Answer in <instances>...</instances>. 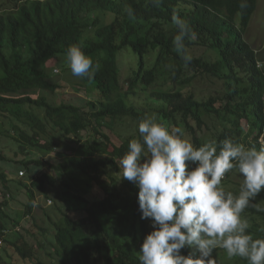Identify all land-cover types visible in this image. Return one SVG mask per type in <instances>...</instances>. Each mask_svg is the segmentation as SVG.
<instances>
[{
    "label": "trees",
    "instance_id": "obj_1",
    "mask_svg": "<svg viewBox=\"0 0 264 264\" xmlns=\"http://www.w3.org/2000/svg\"><path fill=\"white\" fill-rule=\"evenodd\" d=\"M258 6L259 0H0V118L11 123L27 155L30 148L55 151L51 139L41 143L49 127L73 149L66 161L26 158L18 168L28 174L32 165L45 169L25 186V215L33 214L38 195L55 200L45 211L49 229L41 228L40 236L27 230L29 237L43 239L42 248L47 244L52 250L50 262L35 256L24 235L17 242L8 239L4 207L11 179L3 170L0 245H11L33 264H140V246L153 229L150 220L141 219L138 188L121 178L117 161L131 140L141 139L143 118L152 114L157 122L180 128L195 147L226 138L264 147V56L250 40ZM174 15L196 33L185 42L191 56L187 62L173 45ZM74 44L82 46L96 69L92 79L79 77L97 95L84 106L59 104L43 95L60 89L49 63L58 64ZM125 49L138 55V63L123 75L119 53ZM203 82L210 88L202 96ZM138 96L151 104L138 108ZM6 162L8 156L0 151V164ZM242 184L235 170L222 181L234 194ZM67 203L79 207L73 211ZM253 203L242 215L258 238L264 236L257 231L264 226V191ZM182 252L187 255L188 249ZM225 258L222 264H247Z\"/></svg>",
    "mask_w": 264,
    "mask_h": 264
},
{
    "label": "clouds",
    "instance_id": "obj_2",
    "mask_svg": "<svg viewBox=\"0 0 264 264\" xmlns=\"http://www.w3.org/2000/svg\"><path fill=\"white\" fill-rule=\"evenodd\" d=\"M172 19L175 50L190 61L185 42L196 33L178 15ZM66 59L73 76L94 77L93 61L81 45H72ZM138 131L141 139L129 142L117 164L121 178L138 188L141 219L150 220L153 229L140 246V264H217V248L230 259L264 264V236L249 232L242 215L264 191V147H246L231 138L195 147L180 128H169L154 117L143 118ZM233 170L243 177L238 194L222 185ZM257 231L264 233V226Z\"/></svg>",
    "mask_w": 264,
    "mask_h": 264
},
{
    "label": "rangeland",
    "instance_id": "obj_3",
    "mask_svg": "<svg viewBox=\"0 0 264 264\" xmlns=\"http://www.w3.org/2000/svg\"><path fill=\"white\" fill-rule=\"evenodd\" d=\"M250 40L253 41L258 51H263L262 55L264 56V0H259L257 13L250 30ZM58 60V64L52 61L49 63V67L53 70L52 81L54 84H57V86H60V89L54 93L44 92L43 95L52 102L79 106H84L89 100L96 99L97 95L91 86H86L79 77L72 75L71 70H66V67L69 66L66 57H61ZM137 63L138 55L131 49H125L119 53V64L123 75H126L130 68H136ZM199 88H203L198 91L202 96L207 95L210 84L203 82L199 84ZM29 94L33 96V98H37L39 93L31 91ZM136 101L137 107L141 108L145 104H148L149 99L147 100L146 96H138ZM149 104H151V102H149ZM36 113H39V115L42 114L41 111L37 110ZM149 116L153 117L152 114ZM10 124L11 123L0 118V151L4 152L10 160V162L0 164V170L5 171L11 179L9 185L10 191L8 194H5L7 203L4 207L5 213L9 216V219L6 221L7 226L11 229L8 234V239L12 242H17V238L20 234L24 235L29 243L33 245L37 253L35 256L48 263L51 260L48 255L52 250L47 244L42 248L39 241L43 239L41 237L37 239L29 237L27 230H31V232L40 236L41 228L49 229L45 211L53 206L51 202L55 200L52 199V201H50V199L45 201L46 199L42 195H38L33 207V214L31 216H26L25 208L28 204V196L25 186L30 185V176H37L45 169L37 165H32L30 173L28 174L25 172L24 176H22L18 168L21 165L20 162L26 158L39 159L44 162L50 161L52 163L66 161L73 157L72 145L63 141L61 139V134L52 127H49V135H47L41 143L44 144L47 140L51 139L57 144L55 151L53 153H44L38 148L31 150L29 147L30 149L27 148L26 151L29 149L31 153L27 155L25 151L20 149L19 144L15 141L14 138H17V135L15 132L11 131ZM50 194H52V191H50ZM89 199L91 198L89 197ZM0 201H2V198H0ZM67 207L74 211L79 206H75L73 203H67ZM72 216L77 217L78 213L76 211L72 212ZM17 221L20 222L17 226L19 227L18 230L13 229V224H16ZM226 255L225 250L221 249V251H218L215 255L217 264L219 261H221V264L225 263ZM0 264H33V262L22 258L11 245L4 242L0 245Z\"/></svg>",
    "mask_w": 264,
    "mask_h": 264
},
{
    "label": "built area",
    "instance_id": "obj_4",
    "mask_svg": "<svg viewBox=\"0 0 264 264\" xmlns=\"http://www.w3.org/2000/svg\"><path fill=\"white\" fill-rule=\"evenodd\" d=\"M25 172L24 171H21L20 172V175L24 176Z\"/></svg>",
    "mask_w": 264,
    "mask_h": 264
}]
</instances>
